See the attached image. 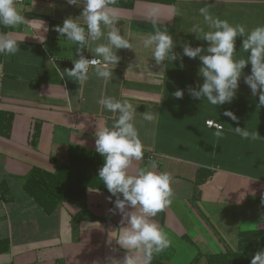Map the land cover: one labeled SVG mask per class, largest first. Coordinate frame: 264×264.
Returning a JSON list of instances; mask_svg holds the SVG:
<instances>
[{
  "label": "crops",
  "instance_id": "obj_1",
  "mask_svg": "<svg viewBox=\"0 0 264 264\" xmlns=\"http://www.w3.org/2000/svg\"><path fill=\"white\" fill-rule=\"evenodd\" d=\"M18 11L28 21L16 27L0 25V33L17 40L19 52L0 55V112L14 115L9 138L0 136V264H115L125 256L110 235L121 225V215L109 210L111 194L88 190V212L77 205L62 203L47 213L23 188L33 168L56 171L51 158L67 161L68 148L79 146L96 151L97 128L112 127L119 113L109 112L98 101L102 97L128 100L136 108L133 123L144 146V156L133 161L130 172L150 167L153 154L157 170L173 177L172 203L152 219L167 233L171 245L161 252L164 264H208L207 256L235 252L240 232L264 229V108H258L244 83L251 65L242 73L239 89L231 103L210 105L193 99L189 86L203 83L198 76L199 59L183 57L156 64L151 49L143 46L149 34L159 29L173 37L174 52L182 55L183 44L207 47L190 32L203 25L199 9L246 30L264 25V0H174L164 4L138 0L132 9L110 4L117 13V27L132 48L117 50L120 61L111 65L108 82L89 70L83 83L61 71L71 69L78 59L77 45L55 31L63 20L79 17L83 0L68 5L66 0H15ZM177 11L181 15H177ZM83 23L82 18H79ZM205 30H207L205 26ZM105 35L90 42L85 57L96 56L95 47L107 43ZM242 38L236 40L237 59L246 57ZM184 90L183 99L173 93ZM154 119L146 120V111ZM232 111L238 123L223 115ZM222 123L223 138L206 122ZM257 131L261 138L242 139L235 127ZM38 137L35 138V134ZM212 173L199 186L194 199L199 170ZM9 193L4 200L3 187ZM114 202L115 197H111ZM130 210V209H129ZM8 246V247H7ZM138 264L144 254L136 253Z\"/></svg>",
  "mask_w": 264,
  "mask_h": 264
},
{
  "label": "clouds",
  "instance_id": "obj_2",
  "mask_svg": "<svg viewBox=\"0 0 264 264\" xmlns=\"http://www.w3.org/2000/svg\"><path fill=\"white\" fill-rule=\"evenodd\" d=\"M68 5L77 6L79 0H66ZM114 0H83L81 15L75 19L68 17L58 25L55 31L66 41L77 45L78 59L73 60L71 69L61 71L63 79L66 75L83 84L89 78V69L94 67L95 74L108 82L112 77L111 65H117L120 57L117 50L132 48L128 39L121 35L117 27L116 10L109 5ZM181 15L179 11L176 13ZM203 17V25L197 23L190 32L197 40L207 43V47H193L183 44L182 55L174 52V40L166 31L157 29L143 41L146 49H151L156 64H163L166 59L180 61L183 68V57L199 59L201 66L198 76L203 79L196 87L189 86L188 94L197 100H204L213 106L231 103L239 89V81L243 70L251 65L250 74L244 77V83L250 88L253 96H258V108H264V25L246 30L243 24H232L227 19L214 16L209 7L199 9ZM82 18L83 23H80ZM28 21L18 11L15 0H0V25L16 27ZM102 25L108 29L107 43L98 44L94 51L102 59H88L83 55L90 42L100 40L104 35ZM205 26L207 30H205ZM242 38L241 49L246 57H236V40ZM19 52L17 40L10 33H0V55H15ZM184 90L177 89L173 95L183 99ZM98 103L112 113H119L111 128L104 126L95 132L96 152L103 158V166L98 170V177L111 194L109 202L113 214L118 210L121 225L111 232L109 243L114 239L116 244L126 250L122 261L115 264H138L137 252L144 254L145 264H151L154 254H159L171 245L167 233L152 219L159 212L171 205L173 197V177L168 172L157 170L156 162L130 172L133 161L143 159V144L134 126L133 118L136 108L128 100H117L114 97H102ZM223 115L238 123V117L232 111H224ZM144 119H154V113L146 111ZM208 123H212L209 121ZM242 139L255 141L260 137L257 131L239 126L232 129ZM217 139L223 138L224 125L215 123ZM111 197H115L114 202ZM130 209V210H129ZM250 264H264V250L257 251Z\"/></svg>",
  "mask_w": 264,
  "mask_h": 264
},
{
  "label": "trees",
  "instance_id": "obj_3",
  "mask_svg": "<svg viewBox=\"0 0 264 264\" xmlns=\"http://www.w3.org/2000/svg\"><path fill=\"white\" fill-rule=\"evenodd\" d=\"M138 0H114L112 5L132 9ZM169 4L174 0H142ZM14 115L0 112V136L9 138L12 132ZM38 133L35 134V138ZM56 171L50 173L41 168H33L25 177L23 188L47 213L51 214L64 203L77 205L82 213L88 212V190L96 189L109 193L98 177V170L104 160L99 153L79 146L71 145L68 148L67 161L59 163L51 158ZM212 176L210 171L201 169L195 182L194 199H198V187L204 185ZM4 200H9L6 187L2 188ZM110 194V193H109ZM5 245L4 243H0ZM8 247V246H7ZM259 250H264V229L240 232L239 245L235 252H226L207 256L208 264H250L252 256ZM164 255L154 254L151 264H164Z\"/></svg>",
  "mask_w": 264,
  "mask_h": 264
},
{
  "label": "built area",
  "instance_id": "obj_4",
  "mask_svg": "<svg viewBox=\"0 0 264 264\" xmlns=\"http://www.w3.org/2000/svg\"><path fill=\"white\" fill-rule=\"evenodd\" d=\"M18 2H23L24 0H17ZM86 58H88V59H92V58H94V57H86ZM98 59V58H97ZM92 68H94V67H90V69H92ZM89 69V70H90ZM209 122V121H208ZM208 122H206V125L208 126V127H210V128H215V123L213 122V121H211L212 123L210 124V123H208ZM153 160H154V156H153V154H149L148 155V157H147V159H146V161L147 162H153Z\"/></svg>",
  "mask_w": 264,
  "mask_h": 264
}]
</instances>
